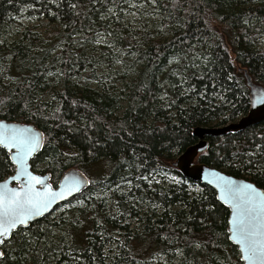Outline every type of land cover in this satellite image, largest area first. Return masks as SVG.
Wrapping results in <instances>:
<instances>
[{
    "label": "trees",
    "instance_id": "trees-1",
    "mask_svg": "<svg viewBox=\"0 0 264 264\" xmlns=\"http://www.w3.org/2000/svg\"><path fill=\"white\" fill-rule=\"evenodd\" d=\"M128 1L0 0V119L44 132L32 168L51 174L54 186L72 168L92 178L85 192L66 203L83 201L82 208L59 214V222L50 214L16 232L0 264H242L229 240V208L212 188L184 179L171 164L198 143L194 129L224 126L248 113L250 90L239 68L264 86V0H134L158 3L170 38L145 35L143 45L134 36L117 37L143 65L126 85L125 100L124 93L66 86L40 102L46 75L56 70L46 66L49 50H41L31 31L13 45L1 41L5 25L23 10L58 24L62 57L70 56L61 65L72 75L74 55H84L80 37L91 41L113 25L118 29L109 11ZM6 75L15 80L5 85ZM207 140L210 148L197 163L264 190V123ZM14 171L0 148V181ZM162 175L176 180L152 181ZM97 191L109 192L114 204L107 208L105 199L93 198ZM131 219L138 222L135 231L123 225ZM115 243L121 252L104 255Z\"/></svg>",
    "mask_w": 264,
    "mask_h": 264
},
{
    "label": "rangeland",
    "instance_id": "rangeland-1",
    "mask_svg": "<svg viewBox=\"0 0 264 264\" xmlns=\"http://www.w3.org/2000/svg\"><path fill=\"white\" fill-rule=\"evenodd\" d=\"M112 14L115 17V24L119 27L118 29L113 25L110 27V32L100 31L93 36V40L91 41H86V37H80L78 44L81 46L84 55H81V52L74 55L75 65H78V67L74 68L75 72L72 75H68L71 72L68 74L64 72V68L61 65L64 61L67 63V57L70 58V56L66 55V58L62 57L61 50L63 49V45L60 41L56 40V34L61 29L58 24H50L46 19L42 17L38 18L37 15L36 17H31L27 14L26 10H23L21 15L15 17V19L5 25L4 31H1V41L5 44L13 45L20 42L23 35L31 31L32 34L37 36L41 50L44 47L49 50L46 66H49V68L54 66L56 70L47 73L46 90L37 96L40 102L51 101L53 94L63 90L66 86L80 91L86 88L100 92L107 90L113 96L124 93L122 98L125 100L129 94L126 85L137 78L143 65L139 61L138 52L127 43L121 44L117 37L134 36V40L144 45L145 35L154 40L165 41L170 38V32L169 28H166L163 23L164 16L156 1L144 4L129 0L120 11L118 9L115 11L114 8H111L109 16ZM77 37L78 35L74 36L73 39ZM25 43H28V41ZM79 67H83L81 73H77L76 71ZM14 80L15 78L12 75H6L4 80L5 85L10 84ZM125 106H127V101L122 102V107ZM242 117H238L232 123L239 121ZM34 172L40 174L38 169ZM89 178L92 179L90 176ZM165 179L168 182L176 180L172 176L166 177L162 175L159 177L154 176L152 181L161 182ZM193 191L198 192V189L194 187ZM93 198L105 199L107 208L114 204L109 192L97 191L93 194ZM83 205V201L65 203L52 213L50 219L54 222H59V214H73L82 208ZM112 212L118 213L116 209ZM127 224L130 230L135 231L138 228L136 219L123 223V225ZM54 235L55 237H60L61 233L56 230L54 231ZM115 240L120 242V238L118 237ZM110 248H112L111 251ZM110 248L107 247L104 250V255L111 252L110 256H113L121 252L120 243H115ZM154 263H156V260Z\"/></svg>",
    "mask_w": 264,
    "mask_h": 264
},
{
    "label": "water",
    "instance_id": "water-1",
    "mask_svg": "<svg viewBox=\"0 0 264 264\" xmlns=\"http://www.w3.org/2000/svg\"><path fill=\"white\" fill-rule=\"evenodd\" d=\"M240 71L244 72L247 86L250 90V109L246 115H244L239 121L235 123H229L220 127H210V128H196L193 131V136L198 138V143L187 148L184 152L179 154L177 158L172 162V167L175 168L184 179L190 180L192 182L209 186L212 188L217 195V200L223 204L225 207L230 210L229 218V227L228 234L230 242L236 246L240 253V259L242 264H251L249 260L245 258V253L243 251V245L233 237V232L235 230V225L232 223L233 220V206L230 199H225V193L222 191V186L227 182L231 181L236 185H246L250 184L256 190L257 193L264 194V190L259 188L256 184L242 179L237 178L232 175L226 174L222 170L207 166L202 163H197V160L200 155L207 153L210 148V143L207 140L208 137H223L229 134H237L246 129L254 126H258L264 123V103H261V100H264V86L255 84L252 81L251 76L249 75L246 69L239 68ZM0 125L14 126L17 128H28L33 131V134L36 135L39 139V147L37 150L27 159V170L34 176L41 178L40 184H35L34 187L37 191L43 192L46 188L51 189L53 192H63L62 197H57L49 206L44 209L42 214L32 217L26 224L17 225L15 229L11 231L8 237H0V240H3V243H0V262L5 257V245L9 242L14 234L21 229H27L31 226L32 223L39 221L43 218H46L52 214L58 207L69 202L70 200L78 197L83 192H85L90 186L91 181L89 177L83 173L81 170L72 168L66 171L62 178L60 179L58 186L54 187L51 182V174H38L34 172L32 168V161L37 157V155L43 150L45 144V134L42 130L37 128L33 124H25L19 122H11L4 119H0ZM0 148L4 149L10 157L11 163L15 167L14 173L6 178L3 181H0V185H3L5 182L8 184V188L20 190L25 187L28 183L27 176H21L18 179H12L17 175L18 165L14 163L12 157L16 151L15 148H7L3 145H0ZM256 264H264V260L256 261Z\"/></svg>",
    "mask_w": 264,
    "mask_h": 264
},
{
    "label": "snow or ice",
    "instance_id": "snow-or-ice-1",
    "mask_svg": "<svg viewBox=\"0 0 264 264\" xmlns=\"http://www.w3.org/2000/svg\"><path fill=\"white\" fill-rule=\"evenodd\" d=\"M260 102L264 103V100ZM0 145L16 149L12 159L18 168L12 179L28 178L27 185L20 190L8 188L7 182L0 185V237H8L17 225H24L32 217L42 214L64 193L35 189L34 185L40 184L41 178L28 172L27 159L39 147V139L31 129L0 125ZM222 191L225 199L233 202L232 223L236 226L233 237L243 245L245 258L251 264L264 260V194L257 193L250 184L240 186L231 181L222 186Z\"/></svg>",
    "mask_w": 264,
    "mask_h": 264
}]
</instances>
